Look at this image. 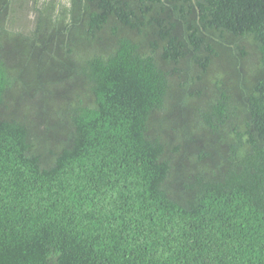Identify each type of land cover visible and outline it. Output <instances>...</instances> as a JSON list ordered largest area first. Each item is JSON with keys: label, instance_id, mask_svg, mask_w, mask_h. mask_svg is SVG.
<instances>
[{"label": "trees", "instance_id": "16d2710c", "mask_svg": "<svg viewBox=\"0 0 264 264\" xmlns=\"http://www.w3.org/2000/svg\"><path fill=\"white\" fill-rule=\"evenodd\" d=\"M0 264H264V0H0Z\"/></svg>", "mask_w": 264, "mask_h": 264}]
</instances>
